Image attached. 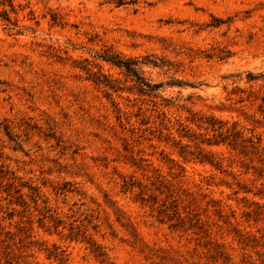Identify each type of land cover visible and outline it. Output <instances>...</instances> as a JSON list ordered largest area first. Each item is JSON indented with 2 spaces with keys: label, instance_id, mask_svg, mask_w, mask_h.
<instances>
[{
  "label": "rangeland",
  "instance_id": "rangeland-1",
  "mask_svg": "<svg viewBox=\"0 0 264 264\" xmlns=\"http://www.w3.org/2000/svg\"><path fill=\"white\" fill-rule=\"evenodd\" d=\"M15 4L0 264H264V0Z\"/></svg>",
  "mask_w": 264,
  "mask_h": 264
},
{
  "label": "trees",
  "instance_id": "trees-1",
  "mask_svg": "<svg viewBox=\"0 0 264 264\" xmlns=\"http://www.w3.org/2000/svg\"><path fill=\"white\" fill-rule=\"evenodd\" d=\"M16 7L17 6L15 4V0H0V23L5 25L7 28L11 30H15L19 28L17 21H14L11 17V13L17 12ZM109 60L119 66L125 67L129 73H134V74L137 73V69H136L137 63L135 62L125 61L118 57H113ZM147 86L153 89L157 85L147 84ZM234 134H237V133H234ZM247 142H249L251 147L254 148L255 150L256 149L257 151L260 150L257 146H255V143L252 139H249ZM211 163H214V162L211 161Z\"/></svg>",
  "mask_w": 264,
  "mask_h": 264
}]
</instances>
